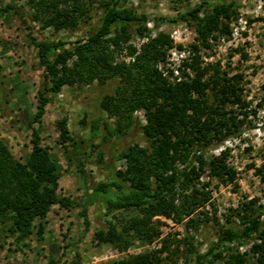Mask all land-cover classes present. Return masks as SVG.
Returning <instances> with one entry per match:
<instances>
[{
  "label": "trees",
  "instance_id": "16d2710c",
  "mask_svg": "<svg viewBox=\"0 0 264 264\" xmlns=\"http://www.w3.org/2000/svg\"><path fill=\"white\" fill-rule=\"evenodd\" d=\"M96 2L102 9L99 24L95 31L83 37L73 39L63 35L47 40L31 31L27 34L38 63L45 68L44 85L39 91V103L31 123L42 121L46 106L54 101L63 86L95 79L102 84L120 78L116 92L106 94L101 102L103 109L117 121V127L107 126L108 134L104 139L125 132L135 121L133 112L144 109L147 123L138 126L147 146L133 144L121 154L127 166L123 179H102L91 188L99 198L108 191L114 194L105 202L107 228L96 230L94 238L121 248L136 238L152 239L160 233L152 220L155 215L172 217L177 223L188 218L184 222L185 228H198L200 215L206 214L198 209L211 198L208 183L198 186L204 169L208 168L221 181H233L236 177V171L225 163L228 150L214 157L207 156V152L213 145L239 132L242 120L234 106L245 105L240 86L228 78L227 73H221L218 64L202 66L196 44L193 45L197 50L195 56L189 63H184L194 70V75L176 83L169 81L158 65L166 60L167 47L173 42L163 31L145 44L130 64H114L107 49L110 44L119 48L127 41L130 26L144 34L147 31L145 24L152 20L177 23L196 19L198 38L205 42L214 32L230 33L227 20L234 13L232 4L226 0H200L175 17H151L121 0ZM86 4L87 0H39L40 11L44 14L35 13L34 20H42L44 27L56 31L76 28L87 15ZM17 7L15 0H0L1 13H9ZM201 12L204 13L202 17ZM130 50L135 53V47L130 46ZM74 56L76 59L69 64ZM239 78L242 76H236V80ZM209 90L213 93V101L209 100ZM56 124L61 146L67 150L77 148L67 118L58 119ZM31 142V150L23 160L15 157L0 138V231L9 239L7 249L13 256L19 250L26 252L23 248L28 245L25 239L39 226L42 231L43 221L53 211L69 212L79 207L78 213L86 230L90 226L88 207L81 205L83 199L60 192V161L53 148L43 142L37 128L33 130ZM111 168L115 170V167ZM257 174L264 183L263 167L257 168ZM120 210H138L141 215L118 227L114 218L115 212ZM216 224L215 241L204 252L194 245L188 232L185 235L194 252V264L215 260H220L219 264H247L246 253L241 251L245 245H249L256 255L257 264H264V205L258 197L246 199L233 208L225 224ZM168 242L166 239L164 248ZM44 264L67 263L61 256L51 255ZM105 264L168 263L153 251Z\"/></svg>",
  "mask_w": 264,
  "mask_h": 264
},
{
  "label": "rangeland",
  "instance_id": "374dc122",
  "mask_svg": "<svg viewBox=\"0 0 264 264\" xmlns=\"http://www.w3.org/2000/svg\"><path fill=\"white\" fill-rule=\"evenodd\" d=\"M15 1L18 3L17 9L6 14L0 12V138L10 147L15 157L24 160L32 147L33 130L37 128L43 142L53 148L60 161V192L83 199L81 205L88 207L90 226L86 230L84 220L78 213L79 207L69 212L53 211L43 221L42 231L39 226L25 239L28 245L23 248L26 252L19 250L14 256L7 249V236L0 231V264H44L51 255L61 256L67 264L118 263L130 256L153 251L168 264H194V252L185 240L187 232L194 245L204 252L215 241L218 229L216 223L225 224L233 208L253 197H258L264 205V183L257 174L259 167H263L264 171V0H226L232 4L234 11L227 20L230 33L214 32L205 42L198 38L196 19L177 23H158L152 20L145 24L147 31L144 34L130 26L127 41L122 42L119 48L114 44L109 45L107 52L111 54L114 64H130L142 52L143 46L161 31L168 33L173 40L167 52L172 47L188 45L196 54L197 50L193 48L196 44L201 65L218 64L221 73H227L228 78L237 81L245 102L243 106H234L236 114L240 113L238 118L242 120L239 132L213 145L207 152V156L214 157L228 150L225 163L228 168L236 171V177L233 181H221L208 168L204 169L198 186L208 183L211 198L198 209L206 213L200 215V226L187 230L184 222L188 218L177 223L172 217L155 215L152 220L160 233L152 239L133 237V242L123 248L94 238L96 230L107 228L105 202L114 194L108 191L99 198V194L91 192V188L102 179H123L122 174L127 166L121 154L133 144L147 146L142 129L138 126L139 123H147L145 110L137 109L133 112L135 121L125 132L104 139L108 134L107 126L117 127V121L103 109L101 102L106 94L116 92L120 78L109 79L102 84L96 79L89 83L76 81L63 86L56 94L54 101L46 106L42 121L31 123L32 115L37 111L39 91L44 85L45 68L38 63L27 34L31 31L47 40L63 35L73 39L83 37L97 29L102 9L96 0H87V15H84L78 26L56 31L52 27H44L42 20H34L35 13L44 14V11H40L39 0ZM121 1L151 17H175L180 11L194 7L200 0ZM88 15L92 17L88 18ZM200 16H204V13L201 12ZM176 29L180 30L177 33L180 36L174 39L172 33ZM186 29L190 34L185 32ZM220 37L226 38L221 49L216 46ZM130 46L135 47V53L131 52ZM75 59L76 56L72 57L68 63L71 64ZM213 71L211 69V73ZM182 72L186 79L194 75V70L188 65H184ZM238 75L242 78L236 80ZM208 96L210 101L214 100L211 90ZM63 117L68 120L70 132L78 143L77 148L67 150L59 143L56 121ZM111 167H115V170ZM115 215L114 221L121 227L141 213L138 210H120ZM166 239L169 242L167 248H164ZM134 244L149 246L141 253L129 254L124 259H102L110 247L125 251ZM241 251L246 253L247 264H257L256 255L251 252L249 245L243 246ZM206 263L219 264L220 260Z\"/></svg>",
  "mask_w": 264,
  "mask_h": 264
},
{
  "label": "built area",
  "instance_id": "2783aa9c",
  "mask_svg": "<svg viewBox=\"0 0 264 264\" xmlns=\"http://www.w3.org/2000/svg\"><path fill=\"white\" fill-rule=\"evenodd\" d=\"M180 32L179 29H176L174 33H172V37L176 39L178 36L177 33ZM186 33L190 34L189 30H185ZM184 33V32H183ZM226 38L220 37L217 40L216 46L220 49L225 45ZM195 54L194 50L188 46L184 45V47H172L167 52V58L165 61L161 62L159 68L162 70L163 74L169 77L173 82H180L185 80L186 77L183 75L182 68H184V63L190 61L192 56ZM149 246V245H147ZM145 246V247H147ZM144 246H137L136 244L131 245L125 251H119L118 249H112L111 247L106 251L105 257L103 260H112V259H124L129 254H138L141 253L145 248ZM96 258V257H95ZM102 262V260H100Z\"/></svg>",
  "mask_w": 264,
  "mask_h": 264
},
{
  "label": "water",
  "instance_id": "95a60500",
  "mask_svg": "<svg viewBox=\"0 0 264 264\" xmlns=\"http://www.w3.org/2000/svg\"><path fill=\"white\" fill-rule=\"evenodd\" d=\"M52 251H53V249H52Z\"/></svg>",
  "mask_w": 264,
  "mask_h": 264
}]
</instances>
